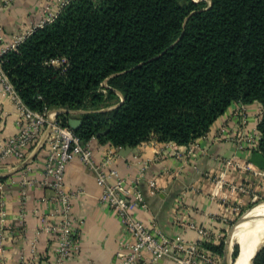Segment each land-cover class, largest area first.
Here are the masks:
<instances>
[{"label":"trees","instance_id":"16d2710c","mask_svg":"<svg viewBox=\"0 0 264 264\" xmlns=\"http://www.w3.org/2000/svg\"><path fill=\"white\" fill-rule=\"evenodd\" d=\"M1 61L27 109L83 112V144L186 147L230 104L257 103L264 157V0H68ZM202 247L221 257L223 240Z\"/></svg>","mask_w":264,"mask_h":264},{"label":"crops","instance_id":"0c3cea01","mask_svg":"<svg viewBox=\"0 0 264 264\" xmlns=\"http://www.w3.org/2000/svg\"><path fill=\"white\" fill-rule=\"evenodd\" d=\"M44 2L13 0L5 5L0 0L3 42L8 44L13 36L29 33L43 18ZM51 13L55 14L56 8ZM259 111L257 103L230 104L207 133L194 141L198 148L194 157L187 154L185 146L153 140L140 143L135 153L123 157L117 151L111 168L128 184L138 178L137 188L144 199L145 207L135 210L133 217L144 227L152 226L164 236L180 238L185 244L200 243L195 228L207 233L206 243H224L231 221L250 201L249 194L239 193L237 187L250 185L256 191L261 187L254 173L264 172V157L256 150L237 151L234 141L240 133L255 128ZM81 113L68 111L67 120L79 121ZM240 115L245 121L243 125L239 123ZM220 129L226 138L216 140ZM15 133L14 107L0 96V147ZM45 137L43 132L36 145L25 150L24 160L7 158L0 162V264H52L55 239L42 228L54 226L57 219L52 216L51 191L38 183L46 154ZM89 145L96 164L110 150V146L94 140ZM229 158H235L237 169L223 166ZM246 164L251 171L242 170ZM149 181L155 182L153 194L147 192ZM63 187L66 192H78L71 200L70 212L72 228L79 239L77 251L64 264H117L116 255L128 239L116 216L99 205L101 190L93 175L73 159L65 166ZM239 224L232 229L233 235L241 227ZM155 264L177 263L161 259Z\"/></svg>","mask_w":264,"mask_h":264},{"label":"built area","instance_id":"2783aa9c","mask_svg":"<svg viewBox=\"0 0 264 264\" xmlns=\"http://www.w3.org/2000/svg\"><path fill=\"white\" fill-rule=\"evenodd\" d=\"M12 1L4 0V4H9ZM67 1L45 0L42 6L43 18L34 28H40L49 23L56 16L59 8L65 5ZM52 8H56L55 14L51 13ZM29 33L13 36L7 44L2 40V30L0 28V96L6 98L13 105L16 126L15 135L6 138L1 144L0 162L7 158H13L17 161L24 160L25 150L35 146L41 134L46 132L43 143V145L45 144L46 154L42 177L38 183L40 187L51 191L50 200L54 204L52 216L57 219L54 226L42 228L45 232L53 234L55 239L52 264H64L77 251L79 245L78 234L72 228L73 219L70 212L71 200L78 192H66L63 187L65 166L73 159L78 160L93 175L96 186L101 190L97 200L99 205L107 208L116 216L127 236V243L121 247L116 255L117 264H155L161 259L171 260L177 264H218L219 256L203 249L202 243L208 242L209 238H207V233L200 228H195L201 239L200 243L185 244L180 238L164 236L152 226L144 227L133 217L135 210L145 207L144 199L137 188L138 178L128 184L111 168L112 160L116 157L120 148L110 147L101 162L96 164L92 158L89 145L94 139L91 138L83 144L72 133L71 129L61 126L56 121V116L62 110L37 112L29 110L23 105L1 68V58L7 51L14 50ZM50 64L57 66L58 62L50 61ZM102 92L104 93V91ZM259 113L260 111L258 116ZM239 120L240 125L245 123L241 115ZM257 121L258 117L256 123ZM259 137L256 127L240 133L238 138L234 140L236 150L257 151ZM225 138L223 129H220L215 139L222 140ZM185 148H187V154L190 157H194L195 150H198L194 142ZM223 166L230 170L239 167L235 158L224 160ZM242 170L251 171L247 164L242 167ZM254 176L260 179L261 188L264 189V172H255ZM139 177H141V173ZM1 189L2 184L0 183V191ZM237 190L241 194H249L250 192L249 185H240ZM154 191L155 182L149 181L147 192L153 194ZM255 198L252 195V200ZM189 227L193 228V226ZM33 252L34 246L32 245L29 253L32 254ZM20 262H24L22 257H20Z\"/></svg>","mask_w":264,"mask_h":264},{"label":"rangeland","instance_id":"374dc122","mask_svg":"<svg viewBox=\"0 0 264 264\" xmlns=\"http://www.w3.org/2000/svg\"><path fill=\"white\" fill-rule=\"evenodd\" d=\"M193 1L195 2L197 0H193ZM102 85H104V83ZM259 182L261 183V181H259ZM249 190H250V192H249L250 201L247 205L244 206L243 210L239 211L237 216H235L234 219L231 221L230 226H229L230 228L235 225L236 220L239 219L240 216H243V213H245V211H247L248 209H251L257 205H260L261 203L264 202V189H262L260 187V189L258 191H256V190H253L252 187L250 186ZM252 195H254L256 197L254 200H252ZM262 205H260L259 208ZM242 219H243V217H242ZM263 219H264V216L262 214L255 212L248 219L240 222V224H242V225L240 228H238L236 230L234 236L232 233V236L230 239L231 245L229 247V259H230L231 264H240L241 263L242 257L244 256L247 249H249L251 242L253 240V236H254L255 232L257 231V229H258V227L261 224ZM234 246L237 247L236 257H232V252H233ZM218 264H222V257H219V263Z\"/></svg>","mask_w":264,"mask_h":264},{"label":"water","instance_id":"95a60500","mask_svg":"<svg viewBox=\"0 0 264 264\" xmlns=\"http://www.w3.org/2000/svg\"><path fill=\"white\" fill-rule=\"evenodd\" d=\"M121 102V99L119 100V103ZM118 103V104H119ZM117 104V105H118ZM117 105H115V106H113V107H111V108H108V109H106V110H104V111H108V110H111V109H113L114 107H116ZM66 113H68V111H60V113L59 114H66ZM66 123H67V127L69 128V129H71L72 131L73 130H75V129H77V127L80 125V121H78V120H71V119H68L67 121H66ZM135 148H129V147H124V148H122V149H120V150H118V154L120 155V156H126L127 154H129V153H135ZM242 217L243 216H240V218L239 219H237L236 220V222H235V225L237 224V223H239V222H241L242 221ZM234 225V226H235ZM234 226L233 227H231V228H229V230H228V232L226 233V235H225V239H224V243H223V250H222V264H231V262H230V259H229V247H230V239H231V231H232V229L234 228ZM258 251V250H257ZM257 251L255 252V254L257 253ZM255 254L253 255V257L251 258V260L249 261V264H251L252 263V260H253V258H254V256H255Z\"/></svg>","mask_w":264,"mask_h":264},{"label":"bare ground","instance_id":"6f19581e","mask_svg":"<svg viewBox=\"0 0 264 264\" xmlns=\"http://www.w3.org/2000/svg\"><path fill=\"white\" fill-rule=\"evenodd\" d=\"M264 203V202H263ZM261 203L260 205H262ZM260 205H257L253 208H251L244 216L243 220L248 219L252 214L255 212H258L259 214H262L264 216V204L259 208ZM259 208V209H258ZM240 223V222H239ZM239 223H237L235 226H237ZM236 229V228H235ZM232 236V231H231ZM234 236V235H233ZM264 244V219L262 220L261 224L259 225L257 231L255 232L253 236V240L251 242V245L249 249L245 252L244 256L242 257L240 264H249V261L255 254V252Z\"/></svg>","mask_w":264,"mask_h":264}]
</instances>
